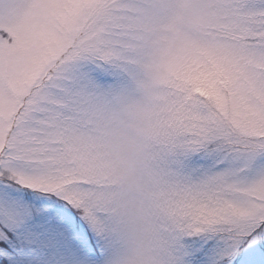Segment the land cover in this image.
<instances>
[{
    "label": "snow or ice",
    "instance_id": "obj_1",
    "mask_svg": "<svg viewBox=\"0 0 264 264\" xmlns=\"http://www.w3.org/2000/svg\"><path fill=\"white\" fill-rule=\"evenodd\" d=\"M0 264H264V0H0Z\"/></svg>",
    "mask_w": 264,
    "mask_h": 264
}]
</instances>
